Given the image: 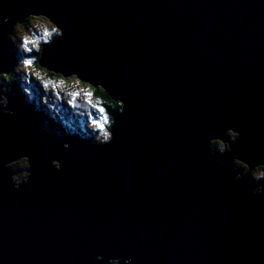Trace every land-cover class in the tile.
<instances>
[{
  "label": "water",
  "instance_id": "95a60500",
  "mask_svg": "<svg viewBox=\"0 0 264 264\" xmlns=\"http://www.w3.org/2000/svg\"><path fill=\"white\" fill-rule=\"evenodd\" d=\"M29 12L63 32L37 64L125 108L111 113V143L61 131L71 149L53 152L61 141L9 95L19 119H4L18 130L0 133L16 149L0 147V163L27 154L33 175L14 193L0 168V264H75L85 233L107 249L117 232L135 234L134 264H264V195H250L248 176L233 183L230 166L264 161V0H0V73L12 23ZM225 127L241 139L215 163L207 138Z\"/></svg>",
  "mask_w": 264,
  "mask_h": 264
},
{
  "label": "clouds",
  "instance_id": "9594fccd",
  "mask_svg": "<svg viewBox=\"0 0 264 264\" xmlns=\"http://www.w3.org/2000/svg\"><path fill=\"white\" fill-rule=\"evenodd\" d=\"M170 13L173 17L179 16V11L175 8L170 9ZM49 15L44 12H29L22 19H15L12 23V30L7 35V41L11 42V45L15 49L27 51L28 45H31L33 49H38V39L39 37H33L29 35L28 29L33 22L37 20L43 21L47 27L42 32V37L54 36L55 40L62 37V28L55 24H52ZM12 19L9 16H5L3 22L8 23ZM51 21H54L51 18ZM51 33V35H48ZM44 43L49 41L45 40ZM35 57L31 59L19 60L15 65L13 71L19 72L20 70L26 68L33 63ZM29 61L31 63L29 64ZM13 63V62H12ZM11 63V64H12ZM73 73V72H70ZM77 73V72H75ZM0 123L5 124L9 133H15L18 129L14 123H10L5 120V117H12L13 121H18V117L15 112L9 107V95L12 94L11 90L6 87L7 81L10 79L9 76L0 73ZM47 85H45L46 87ZM70 95L75 98L77 96L76 91H72ZM25 104L31 106L33 111L36 113L40 127L45 131L53 135L61 143L57 146L55 141H52V151L56 152L59 149L64 151H69L71 145L63 141V136L61 130L64 134L69 136H79L81 139L89 140L91 143L104 146L111 143L114 140L113 129L114 124H110V131H106L107 135H103V139H100L95 135L96 129L99 127H92V125H101L97 121H90L89 127L91 130H86L84 133L73 132L63 125L55 121L48 111L41 105H34L29 99L22 97ZM85 99H88V94H85ZM125 105L120 108L119 113L124 112ZM101 113V119H104L103 113L104 109H99ZM118 113V112H117ZM258 128H264V121H260L257 125ZM226 138V139H225ZM241 139L240 132L234 130L233 127H225L222 129L220 135H210L207 138V150L210 156L214 157V162L219 163V157L224 154L231 152L232 145L237 143ZM9 147L12 150L16 149L15 137L14 135H9L5 133H0V147ZM240 155H244L243 152ZM232 169V181L233 183H238L242 180L244 176H248L250 179V195L251 196H262L264 195V161L250 164L246 162L245 159H241L238 156H233L230 162ZM47 167L49 169H54L56 172H61L62 170V160L51 158L48 160ZM0 168L9 170V182L11 185L12 192H19L23 185H27L33 175L31 169V158L27 154H20L15 158L8 159L0 163ZM52 178V177H49ZM44 181L45 177H40ZM84 239L87 241L89 246V251L87 254H77L75 264H134V258L131 255L125 254V249L130 248L132 241L135 239V234L132 232H117L113 235V243L109 248H105L104 243L94 240L89 233L84 234ZM153 251H158V249H153ZM164 264H171L170 260H165Z\"/></svg>",
  "mask_w": 264,
  "mask_h": 264
},
{
  "label": "rangeland",
  "instance_id": "374dc122",
  "mask_svg": "<svg viewBox=\"0 0 264 264\" xmlns=\"http://www.w3.org/2000/svg\"><path fill=\"white\" fill-rule=\"evenodd\" d=\"M46 27L47 25L43 21L37 20L28 29L29 35L40 38L38 39V49H33L31 45H28L30 51H24L15 49L11 45L14 48L15 57L6 73H10L25 98L35 105L43 106L53 117L58 114L61 118L58 121L65 128L73 132L84 133L86 130H91L90 121H97L102 125V128L96 129L95 135L103 139L104 132L108 131L110 117L102 103L93 94L92 87L79 81L74 75L53 77L47 74L46 69L43 68L44 71L36 67V55L41 44L44 43L43 41H49L54 37H42V32ZM33 57L35 60L32 64L19 72L13 71L19 60ZM3 74L5 75V73ZM2 79L3 77H0V80ZM45 85L47 86L45 87ZM6 87H9L8 81ZM72 91L77 92L75 98L70 95ZM86 93L88 94L87 100L85 99ZM100 108L104 109V119H101Z\"/></svg>",
  "mask_w": 264,
  "mask_h": 264
},
{
  "label": "trees",
  "instance_id": "16d2710c",
  "mask_svg": "<svg viewBox=\"0 0 264 264\" xmlns=\"http://www.w3.org/2000/svg\"><path fill=\"white\" fill-rule=\"evenodd\" d=\"M51 40V39H50ZM49 40V41H50ZM43 44H45V43H42L41 44V46L43 45ZM41 46H40V48H39V50H38V52H37V55H36V58H38V54H39V51H40V49H41ZM7 49H8V51H9V53L10 54H12V56H13V60H14V57H15V51H14V48L13 47H11V43L10 42H7ZM35 65H36V67H38L39 69H42V70H44L42 67H40L38 64H37V59H36V62H35ZM45 71V70H44ZM46 72H47V74H49L50 76H53V77H59L60 75H57V74H53L52 72H49V71H47L46 70ZM5 75H7V76H9L10 77V79L8 80V85H9V87H8V89H10L11 90V93L12 94H14V95H19V96H21V97H24L23 96V94L20 92V89L17 87V83L12 79V77L10 76V73H5ZM89 85V84H88ZM90 86V85H89ZM90 87H92V86H90ZM92 91H93V94L96 96V98L100 101V103H102V105L104 106V109H105V111H106V113L109 115V117H110V123H109V125L111 124V113L113 112V111H115V110H117V109H119L120 107H119V105H120V103L119 102H116L115 101V103H114V100L113 99H111L109 96H107V94L100 88V87H97V88H94V87H92ZM34 104V103H33ZM35 105V104H34ZM49 113V112H48ZM50 114V113H49ZM56 114V113H55ZM51 117L55 120V121H57L58 123H59V121L58 120H61V118L58 116V114H56V117H53L52 115H51ZM109 125H108V131H109Z\"/></svg>",
  "mask_w": 264,
  "mask_h": 264
},
{
  "label": "snow or ice",
  "instance_id": "6c2138e0",
  "mask_svg": "<svg viewBox=\"0 0 264 264\" xmlns=\"http://www.w3.org/2000/svg\"><path fill=\"white\" fill-rule=\"evenodd\" d=\"M48 35H51V33H49ZM54 42H55V40H53L49 45H51V44L54 43ZM27 51H30V49L27 50ZM30 63H31V61H29V64H30ZM118 100H120V99H118ZM121 101H122V100H121ZM114 103H115V101H114ZM122 106H123V104H122V105H119L120 108H121ZM94 126L99 127V128H102V125H97V124H95V123H94ZM104 134L107 135V132L105 131Z\"/></svg>",
  "mask_w": 264,
  "mask_h": 264
},
{
  "label": "bare ground",
  "instance_id": "6f19581e",
  "mask_svg": "<svg viewBox=\"0 0 264 264\" xmlns=\"http://www.w3.org/2000/svg\"><path fill=\"white\" fill-rule=\"evenodd\" d=\"M7 51H8V49H7ZM9 52V51H8ZM12 55V54H11ZM10 67H11V64H10ZM19 96V95H18Z\"/></svg>",
  "mask_w": 264,
  "mask_h": 264
}]
</instances>
